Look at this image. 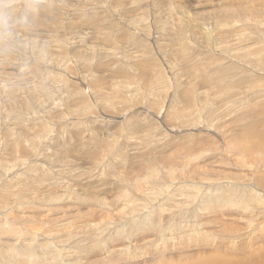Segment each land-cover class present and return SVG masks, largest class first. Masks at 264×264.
I'll return each instance as SVG.
<instances>
[{"label":"rangeland","instance_id":"rangeland-1","mask_svg":"<svg viewBox=\"0 0 264 264\" xmlns=\"http://www.w3.org/2000/svg\"><path fill=\"white\" fill-rule=\"evenodd\" d=\"M262 46L264 0H0V264H264Z\"/></svg>","mask_w":264,"mask_h":264},{"label":"bare ground","instance_id":"bare-ground-1","mask_svg":"<svg viewBox=\"0 0 264 264\" xmlns=\"http://www.w3.org/2000/svg\"><path fill=\"white\" fill-rule=\"evenodd\" d=\"M260 48H261V47H259V48L257 49V51H256L257 54H263V53H264V47L262 46L261 50H260ZM256 53H255V54H256ZM263 58H264V56H263ZM260 59H261V58H260ZM260 59H258V60L260 61ZM262 66H263V65H262ZM257 69H258V68H257ZM260 87H261V86H260ZM258 91H260V90H258ZM257 93L259 94V92H257ZM244 95H245V94H244ZM246 95H247V94H246ZM261 95H262V94H261ZM261 95H260V96H261ZM256 96H258V95H256ZM262 96H263V95H262ZM262 96H261V97H262ZM254 102H255V101H254ZM259 103H260V102H259ZM256 107H257V106H256ZM254 109H255V108H253L252 110H254ZM241 112H242V111H241ZM250 112H251V111H250ZM255 114H256V111H255ZM252 116H253V115H252ZM223 125H224V124H223ZM262 127H263V126H262ZM260 129H261V128H260ZM253 130H254V129H253ZM259 133H260V132H258V135H259ZM233 134H234V133H233ZM260 135H261V134H260ZM260 135H259V136H260ZM249 136H250V135H249ZM251 136H252V134H251ZM253 136H254V135H253ZM229 138H230V137H229ZM240 138L242 139V135L240 136ZM246 138H248V137H246ZM249 138H250V137H249ZM234 139H235V136H234ZM232 140H233V139H232ZM239 140H240V139H239ZM242 140H243V142H244V138H243ZM246 140L249 141V139H245V141H246ZM250 140H251V139H250ZM234 141H235V140H234ZM234 141H232V142H234ZM252 141H253V140H252ZM252 141L249 142V143H252ZM241 142H242V141H241ZM241 142H240V143H241ZM254 142H255V141H254ZM244 143H245V142H244ZM244 143H243V144H244ZM255 143H256V142H255ZM257 143H258V142H257ZM230 144H231V143H230ZM241 144H242V143H241ZM241 144H240V145H241ZM244 145H246V144H244ZM247 146H248V145H247ZM247 146H246V148H244V150H245V149L247 150V148H248ZM250 146L254 147L252 144H251ZM243 147H244V146H243ZM249 148H251V147H249ZM256 148H257V147H256ZM252 149H253V148H252ZM250 150H251V149H249L248 151H250ZM241 160H242V159H241ZM212 170H213V169H212ZM213 182H214V181H213ZM258 182L261 183L262 181H261V180H258ZM258 184H259V183H258ZM260 185H262V184H260ZM262 186H263V185H262ZM262 193H263V192H262ZM258 197H259V196H258ZM227 198H228V197H227ZM257 199H258V203H261V202H262V203L264 204V201H262V199H259V198H257ZM81 201H83V200H81ZM248 202H249V201H248ZM248 202H247V206L250 205V204H248ZM245 203H246V202H245ZM210 204H211V203H210ZM179 207H180V206H179ZM231 210H232V209H231ZM254 211H255V210H254ZM249 215H250V214H249ZM239 219H240V218H239ZM219 222H220V221H219ZM259 229H260V228H259ZM234 230H235V229H234ZM238 232H239V231H238ZM249 232H250V231H249ZM189 234H190V233H189ZM239 234H240V233H239ZM235 236H236V235H235ZM256 238H257V237H256ZM263 238H264V237H263ZM98 242H99V241H98ZM151 244H152V243H151ZM26 253H28V252H26ZM32 253H33V252H32ZM263 253H264V252H263ZM12 255H13V254H12ZM27 255L32 256L31 254H27ZM88 257H91V256H88ZM247 259H248V258H246L245 261H247ZM34 260H35V259H34ZM78 260L81 261V258H79ZM239 260H240V259H239ZM259 260H260V259H259ZM95 261H96V259L94 258L93 261H92V260L90 261V264H91V263L94 264ZM97 261H98V260H97ZM256 261H257V260H256ZM93 262H94V263H93ZM240 262H241L242 264H244V260H243V261H240ZM32 263H33V262H32ZM78 263H81V262H78ZM247 263H248V262H247ZM56 264H57V263H56ZM96 264H97V263H96ZM248 264H249V263H248Z\"/></svg>","mask_w":264,"mask_h":264}]
</instances>
